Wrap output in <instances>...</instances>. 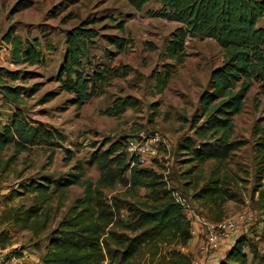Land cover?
<instances>
[{"label":"trees","instance_id":"1","mask_svg":"<svg viewBox=\"0 0 264 264\" xmlns=\"http://www.w3.org/2000/svg\"><path fill=\"white\" fill-rule=\"evenodd\" d=\"M151 1L158 8L147 10L150 17L177 24L165 48L166 56L173 63L163 64L165 79L161 84L169 78L175 64L184 62V44L188 37L212 38L222 49L223 59L211 70L207 86L198 97L195 114L186 121L191 134L176 146L180 154L187 156L185 163L203 165L214 161L215 167L206 183L189 197L174 185L170 186L165 176L151 166L132 165L125 151L127 138L123 137L110 143L106 150L91 154V160L100 171L95 182L85 178L84 167L77 161L64 176L23 183L22 191H13L12 195L29 192L37 205L9 209L4 216L30 230L33 236H39L48 227L49 206L55 193L72 185L83 188L82 196L74 200L47 234L40 258L42 264H135L141 253L147 254L149 264H192V256L180 249L191 238V222L171 191H179L190 200L200 202L203 211L199 214L213 222L223 219L224 204L233 198L226 179L220 177V170L241 145L232 137L234 117L242 111L246 94L253 84H258L264 92V26L260 25L264 20V0H126L136 11ZM26 7L17 3L12 12ZM100 20L81 21L65 33L66 52L56 81L58 90L71 94L70 101L77 107L101 96L109 84L110 74L117 70L108 64L94 63L91 58V49L100 36L93 25ZM117 28L121 35L103 36L112 47L104 49L109 61L131 44L122 34L123 22L118 23ZM1 39L10 45L11 58L16 64L32 65L42 59L39 41L35 38L22 41L8 29ZM116 68L123 70L122 76L128 74L129 67L121 64ZM27 76L28 73H24L20 77L17 70L0 66V95L12 107L0 130V152L10 146L13 149L4 167L34 146L47 145L53 152L63 141L61 132L31 121L17 107L21 96H29L39 89L37 84L29 90L22 85L9 84ZM55 96V92H47L39 102H49ZM136 106L131 96L117 97L103 113L119 115ZM153 107L156 108V104ZM261 132L262 141L258 144L264 159V130ZM192 169L191 166L182 172L184 178L190 179L187 186L192 182ZM125 173H128L127 179ZM117 180L124 181L129 190L144 189V198L135 202L120 201L116 197L107 199L103 189ZM169 180H172L170 176ZM241 225L230 237L233 244L226 246L224 252V244L218 248L214 257H219L217 264H264V231L254 240L245 234V219Z\"/></svg>","mask_w":264,"mask_h":264},{"label":"rangeland","instance_id":"2","mask_svg":"<svg viewBox=\"0 0 264 264\" xmlns=\"http://www.w3.org/2000/svg\"><path fill=\"white\" fill-rule=\"evenodd\" d=\"M17 3L27 7L12 12ZM156 8L158 5L152 1L136 11L126 0H0V66L17 70L20 77L28 73L26 79L18 78L9 84L22 85L25 90L35 84L39 86L33 94L21 96L17 107L24 117L63 135V141L54 147L53 152L47 145L34 146L30 151L18 154L7 167H4V161L12 155L13 149L10 146L0 152V249L4 251L3 264H42L40 258L47 234L74 200L82 196L83 188L72 185L53 195L49 206L51 221L39 236H33L30 230L6 220L4 213L9 209L37 205L33 194L12 195L13 191H22L21 185L31 180L39 182L64 176L77 161L84 167L85 178L95 182L100 171L91 160V154L106 150L113 141L141 131L160 135L166 146L161 145L159 154L145 165L162 173L170 186L174 185L189 197L210 177L214 161L203 165L187 164L184 162L187 156L180 154L176 146L191 134L186 121L195 114L198 97L207 86L211 70L222 61V49L212 38L188 37L184 44V62L175 64L169 78L161 84L160 81L165 79L163 64L173 63L166 56L165 48L177 24L147 14L148 9ZM97 18L101 20L93 26L100 36L91 49V58L94 63L108 64L117 70L110 74L109 84L101 96L77 107L70 101L71 94L58 90L56 81L66 52L65 33L81 21ZM120 22L124 27L122 34L131 44L109 61L104 49L112 47L103 36L121 35L117 28ZM260 25L264 26V20ZM8 29L22 41L37 39L42 59L32 65L13 62L10 45L1 39ZM121 64L129 67L126 76H122L123 70L116 68ZM50 91L56 96L49 102L40 103L43 95ZM125 96L136 100V108H127L119 115L103 113L117 97ZM11 112L12 107L2 101L0 130ZM263 130L264 92L258 84H253L246 94L242 111L234 117L232 139L241 145L221 166L220 177L226 179L233 195L224 204V217L241 214L245 219V234L254 240L264 231V159L258 144L262 141ZM191 166L192 182L187 186L190 179L184 178L182 172ZM124 177L127 179L128 173ZM103 192L109 200L116 197L120 201L134 202L142 200L145 193L144 189L129 190L122 180L105 187ZM189 201L198 214L203 211L200 202ZM187 248L186 242L180 249L189 255ZM197 253L199 257L198 249ZM135 264H149L147 254H139Z\"/></svg>","mask_w":264,"mask_h":264},{"label":"built area","instance_id":"3","mask_svg":"<svg viewBox=\"0 0 264 264\" xmlns=\"http://www.w3.org/2000/svg\"><path fill=\"white\" fill-rule=\"evenodd\" d=\"M3 99L0 95V104ZM165 145L161 136L157 133L151 132H139L126 139L125 151L131 159V164H137L138 166H145L150 159L155 158L159 154V147ZM174 200L180 204L182 211L191 222L190 233L191 237L199 235L202 237V241L199 244L198 261H194L193 264H204L205 261L213 259L216 255L218 248L223 240L231 237L237 233L242 227L244 217L241 214L223 217L219 222H213L208 220L202 215L198 214L189 199L182 195L179 191H171ZM197 226L198 229L195 228ZM4 251L0 249V264L4 263Z\"/></svg>","mask_w":264,"mask_h":264},{"label":"crops","instance_id":"4","mask_svg":"<svg viewBox=\"0 0 264 264\" xmlns=\"http://www.w3.org/2000/svg\"><path fill=\"white\" fill-rule=\"evenodd\" d=\"M194 226H195L196 229H198L196 225H194ZM230 240H232V239H230V237H229V238H227V239H225V240H223L221 242L220 247L224 244L223 247H222V249H224L223 252L227 250L226 246L230 247L233 244V241H230ZM201 241H202V238L199 235L192 236L187 241L188 248L186 250H187V253H189V255L192 256V260L193 261L195 259H198L197 249H198L199 244L201 243ZM228 243H229V245H228ZM193 261H192V264H193ZM218 261H219V257L211 259V260H209L207 262L205 261L204 264H217Z\"/></svg>","mask_w":264,"mask_h":264}]
</instances>
